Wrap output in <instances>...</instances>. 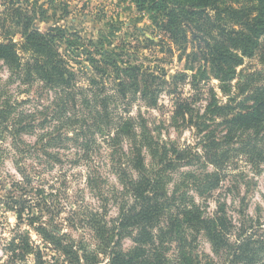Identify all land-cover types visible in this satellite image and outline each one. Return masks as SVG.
I'll return each instance as SVG.
<instances>
[{
    "label": "trees",
    "instance_id": "obj_1",
    "mask_svg": "<svg viewBox=\"0 0 264 264\" xmlns=\"http://www.w3.org/2000/svg\"><path fill=\"white\" fill-rule=\"evenodd\" d=\"M135 1L142 8L147 3L152 11L161 14V30L177 46L185 69L195 71L191 77L195 78V74L206 77L210 73L227 95V101L221 103L214 98L193 122L190 103L181 97L176 100L175 116L194 124L201 134L202 152L192 151V146L180 148L160 142L140 114H123L119 108L138 99L148 107H155L160 93L170 84L163 72L142 62L120 63L114 54L103 52V42L96 40L91 41L93 54L87 58L91 65L88 86H79L78 72L59 51L64 29L43 33L33 25L30 14L13 8L11 2L7 5L2 2L3 13L11 14L22 30V38L14 41L9 31L0 37V61L12 75L25 82L38 81L53 90L61 115L78 104L87 111L81 120L68 119L66 127L71 129L68 132L71 135L60 132L56 126L39 136L31 153L45 157L47 163L59 162V153L49 148L72 141L78 150V157L72 162L89 160L91 142L96 141L93 136L98 134L111 148V164L121 185L116 219L109 223L102 212H91L86 222L98 240L96 249L87 250L82 241L60 234L54 225L48 227L37 221L38 216L31 215L30 225L60 256L53 262L47 261L41 250L30 244L26 232L14 239H18L20 251H12L13 256L24 259L26 254H34L36 264H61L60 259L78 264L83 258L86 264H264V222L244 214L236 224L225 211V204L209 215L187 190H180L174 178L180 166H213V171L202 173L199 178L193 170L183 172L196 179L195 190L203 196L218 187L221 169L232 157L241 154L250 163H264V74L251 72L244 80L232 84L237 67L245 58L257 56L264 62V0ZM3 20L0 18V27H4ZM146 41L154 43L153 38L147 37ZM180 75L182 81L188 76L187 72ZM106 80L112 83L110 90L105 86ZM10 112L5 106L0 107V124L5 123L3 130L11 135L15 147L20 144L22 133L32 132L36 125L42 127L47 121L34 124L29 114L26 116L31 121L24 122L27 117L21 115L8 130ZM60 114L54 116L56 121L60 120ZM75 123L80 125L74 128ZM218 127L223 129L221 136L217 134ZM96 179L94 175L88 176L91 189L97 187ZM13 202L19 205L16 209L21 219L25 200ZM200 235L207 239L213 253L206 255L204 261L195 251ZM126 237L134 244L127 251L121 247ZM99 254L108 261H100Z\"/></svg>",
    "mask_w": 264,
    "mask_h": 264
},
{
    "label": "rangeland",
    "instance_id": "obj_2",
    "mask_svg": "<svg viewBox=\"0 0 264 264\" xmlns=\"http://www.w3.org/2000/svg\"><path fill=\"white\" fill-rule=\"evenodd\" d=\"M4 1L6 5L11 2L13 8L30 14L33 25L43 33L64 29L59 51L78 72L79 86H88L87 77L91 74V65L87 58L89 54H93L91 41L96 40L103 42V52L114 54L120 63L142 62L157 72H163L170 84L160 93L155 107H148L138 99L129 106L121 104L119 112L131 116L140 114L152 135L160 142L180 148L192 146V151L202 152L201 134L194 124L175 116L176 100L181 97L190 103L194 122L210 101L216 98L224 103L227 95L221 92L218 81L210 73L206 77L201 74L191 77L195 71L185 69V61L180 59L177 46L161 30V14L152 11L149 4L146 3L142 8L135 0H0V18H4L0 37L9 31L14 41L22 38V30L15 25L11 14L3 13ZM147 37L153 38L154 43H148ZM94 56L100 58L98 54ZM84 66L88 72L84 71ZM256 71L264 74V62L257 56L245 58L243 64L237 67V75L232 84L235 85L239 80H244L248 73ZM181 72L188 74L183 81L180 79ZM105 86L109 90L112 88L110 80L105 81ZM233 92H236L235 88L232 89ZM56 105L53 90L43 87L38 81L25 82L12 75L0 61V107L5 106L11 111L6 122L8 130L21 115L31 114L34 124L47 120L42 127L36 125L32 132L22 133L20 144L16 143L17 147L7 130H3L5 123L0 124V264H36L34 254H26L24 259L13 256L12 251H20L19 241L14 239L25 232L30 244L35 250L40 249L47 261L53 262L60 256V252L47 244L30 225L31 215L38 216L37 221L48 227L54 225L60 234L65 233L68 237L82 241L87 250L91 251L96 249L98 240L86 223L91 218L90 213L102 212L109 223L118 215L121 185L111 164V148L102 136H93L96 141L91 142L93 149L90 159H82L78 163L72 162L78 157V150L72 141L49 148L59 153V162L53 160L47 163L45 157L31 153L33 144L41 134L51 132L56 126L60 128V132L68 133L71 130L66 127L69 125V118L81 120L87 115L81 104L75 109H69L66 115L58 113ZM74 111L76 114H73ZM58 114L60 120L56 121L54 116ZM26 117L24 122L31 121V118ZM78 125L80 123H75L72 127ZM211 127L214 128V124ZM217 134H223L222 127L217 128ZM43 142L45 140L41 143ZM126 149L127 144L124 143L123 150ZM203 167V164H192L178 168L174 178L175 183L178 182L181 186V191L187 190L209 215H214L219 205L225 204V211L236 224L244 214L264 222L263 162L250 163L241 154L232 157L221 169L218 187L210 194L201 196L195 190L196 179L187 177L183 172L193 170L199 178L202 173L214 170L211 165ZM90 175L97 177L95 189H91L88 184L87 178ZM168 187L171 191L173 183ZM13 199L19 202L25 200L26 207L21 213V219L16 209L19 205L12 203ZM133 245L129 237L121 241V247L125 251ZM195 251L203 261L206 255L213 256L209 242L202 235L197 239ZM98 257L100 261H108L102 254ZM59 262L71 264L64 259ZM78 264H86L84 258Z\"/></svg>",
    "mask_w": 264,
    "mask_h": 264
}]
</instances>
